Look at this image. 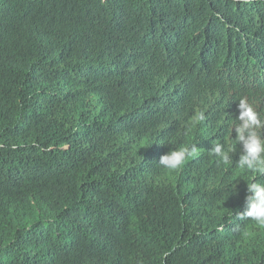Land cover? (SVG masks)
<instances>
[{
    "label": "trees",
    "instance_id": "16d2710c",
    "mask_svg": "<svg viewBox=\"0 0 264 264\" xmlns=\"http://www.w3.org/2000/svg\"><path fill=\"white\" fill-rule=\"evenodd\" d=\"M242 96L264 112V0H0V264H264L242 145L209 152Z\"/></svg>",
    "mask_w": 264,
    "mask_h": 264
},
{
    "label": "clouds",
    "instance_id": "9594fccd",
    "mask_svg": "<svg viewBox=\"0 0 264 264\" xmlns=\"http://www.w3.org/2000/svg\"><path fill=\"white\" fill-rule=\"evenodd\" d=\"M238 101L239 115L231 128V139L226 143L212 144L209 152L219 157L223 165L231 167L232 154L236 151L237 145H242L239 160L235 163L237 175L251 173L252 178L246 180L248 195L245 199V209L238 213L237 217L240 220L251 221L256 227L264 229V180L257 181L254 178L264 176V112L246 96H242ZM204 119V113L200 112L194 117V123ZM233 130L236 133L235 139H232ZM199 153L200 148L196 144H185L172 148L162 155L158 165L169 171H179L188 159ZM235 188L236 185L231 192ZM242 235L247 237L246 228Z\"/></svg>",
    "mask_w": 264,
    "mask_h": 264
}]
</instances>
